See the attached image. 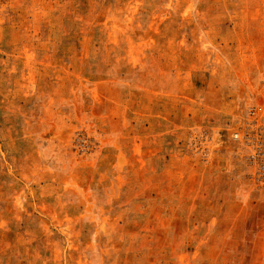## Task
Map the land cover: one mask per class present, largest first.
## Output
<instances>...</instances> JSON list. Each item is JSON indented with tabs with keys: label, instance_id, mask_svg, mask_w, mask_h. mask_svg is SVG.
Returning a JSON list of instances; mask_svg holds the SVG:
<instances>
[{
	"label": "rangeland",
	"instance_id": "374dc122",
	"mask_svg": "<svg viewBox=\"0 0 264 264\" xmlns=\"http://www.w3.org/2000/svg\"><path fill=\"white\" fill-rule=\"evenodd\" d=\"M261 103L264 0H0V264H264Z\"/></svg>",
	"mask_w": 264,
	"mask_h": 264
},
{
	"label": "built area",
	"instance_id": "2783aa9c",
	"mask_svg": "<svg viewBox=\"0 0 264 264\" xmlns=\"http://www.w3.org/2000/svg\"><path fill=\"white\" fill-rule=\"evenodd\" d=\"M232 138L244 148L255 180L264 184V103L249 107Z\"/></svg>",
	"mask_w": 264,
	"mask_h": 264
}]
</instances>
